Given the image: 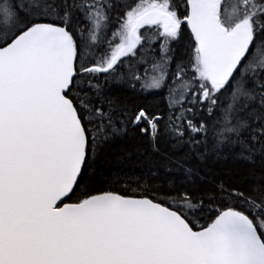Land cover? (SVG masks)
I'll return each mask as SVG.
<instances>
[{
	"label": "snow or ice",
	"instance_id": "obj_1",
	"mask_svg": "<svg viewBox=\"0 0 264 264\" xmlns=\"http://www.w3.org/2000/svg\"><path fill=\"white\" fill-rule=\"evenodd\" d=\"M0 264H264V0H0Z\"/></svg>",
	"mask_w": 264,
	"mask_h": 264
}]
</instances>
